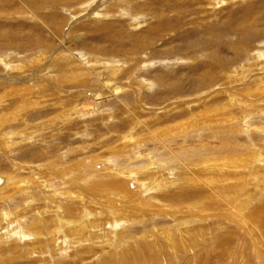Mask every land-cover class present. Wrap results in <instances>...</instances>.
Instances as JSON below:
<instances>
[{
    "label": "rangeland",
    "instance_id": "rangeland-1",
    "mask_svg": "<svg viewBox=\"0 0 264 264\" xmlns=\"http://www.w3.org/2000/svg\"><path fill=\"white\" fill-rule=\"evenodd\" d=\"M88 1L89 5L81 0H25L37 12V20H30L22 13L23 3L0 0V34L8 33L0 40V55L12 51L15 59L10 64L30 71L28 57L44 50L47 57L52 55V68H37L31 77L42 75L46 80L50 72L54 82L66 76L61 85L52 82L25 102L19 114L10 111L14 101L8 102L10 110H0L8 114L0 122V264H264V173L256 177L246 169L216 167L227 172L213 171L211 178L202 175L213 182L208 187L204 179L195 186L192 173L188 175V165L203 163L206 156L214 161L225 158L229 149L238 157L247 153V147L264 151V133L246 132L254 126L264 128V102L253 101H264V93L247 97L259 79L264 81V64L250 61L251 55H264V0L220 4L218 0H130L129 7L125 0H106L104 6L105 0ZM101 5H113L108 12L114 15L128 7L131 16L142 14L144 19L134 28L127 15L94 14ZM9 42L14 47H7ZM81 53L93 63L114 57L128 62L127 74L114 76L106 71L101 80L83 83L85 77L70 75L66 62L69 55L79 59ZM199 61L209 64L208 71L213 73L214 81L207 88L198 83L197 75L203 72ZM243 69L250 70L244 83L226 75ZM28 71L8 76L7 67L0 63V79L8 76L16 85ZM146 84L152 88H145ZM230 97L234 114L227 112L240 122L231 123L230 117L227 120L220 113L204 117L207 110L220 111L229 105ZM16 99L19 104L23 101ZM247 99L252 100L254 116L244 122ZM83 111L90 115H77ZM178 123L185 125L178 128ZM174 125L177 130L172 129ZM174 130L179 135L173 136ZM12 131L23 133L27 141L12 146L5 135ZM130 133L136 142L125 148L122 138ZM151 157L159 168L163 166L166 179L157 175L154 183L141 173H135L134 180L127 178L131 170L151 162ZM224 174L227 180L221 177ZM8 178H13L10 183ZM67 180L71 184L65 187ZM14 185H23L26 195ZM69 188L82 193V199L62 197ZM46 207L52 211L48 213ZM89 209L97 215L94 220H100L101 232L87 231L88 241L83 243L70 240L71 234L62 228L53 241L41 237L43 242L34 249L37 237L27 230H36L35 223L46 234L56 223L61 225L59 220L84 217ZM1 210L9 211L10 220L14 218L9 235ZM186 220L191 222L182 223Z\"/></svg>",
    "mask_w": 264,
    "mask_h": 264
},
{
    "label": "bare ground",
    "instance_id": "bare-ground-1",
    "mask_svg": "<svg viewBox=\"0 0 264 264\" xmlns=\"http://www.w3.org/2000/svg\"><path fill=\"white\" fill-rule=\"evenodd\" d=\"M18 2H19V4H22L24 1L23 0H17ZM55 1V0H54ZM76 1H80V0H76ZM81 1H83L82 3L83 4H86V3H88L89 1L88 0H81ZM115 1V0H114ZM214 1H217V0H214ZM223 1L224 0H218L217 2L220 4V3H223ZM118 2V1H117ZM132 2V1H131ZM27 3V2H26ZM24 4L23 3V6H24V11L22 12V13H26L27 14V19H30V20H37V17L35 16L36 15V13L37 12H35V9H34V7L32 6V4H31V6H29V4L27 3V4ZM107 2H106V0L104 1V3H103V6L106 4ZM110 3V2H109ZM121 3V2H120ZM124 3L126 4V6H131L130 4V0L128 1V0H125L124 1ZM34 5H35V3H33ZM115 4V3H114ZM118 4V3H117ZM36 5H37V3H36ZM87 5V4H86ZM88 5H89V3H88ZM19 6V5H18ZM102 5H101V10L100 11H98V10H96V11H94V14H99V13H103V12H106L105 13V16H107V17H111V18H114V17H120V16H124V15H127V17H129L130 18V20H132V25L134 26V28H138V26H140L141 24H140V22L144 19V15L142 16V14H138L137 16H134V15H132L131 16V11H129L127 8H125V6H124V8L125 9H121V11H122V14H120V15H114V13L112 14V13H110V12H108V10L113 6V5H106L105 7H103ZM117 6V5H116ZM115 6V7H116ZM118 6H119V4H118ZM114 7V6H113ZM42 8V7H41ZM89 8H90V6H89ZM118 9V8H117ZM117 9H115V10H117ZM119 10V9H118ZM85 12L86 10H85V8L84 9H82L81 8V12ZM130 13H129V12ZM112 12V11H111ZM31 14H33V15H31ZM116 14V13H115ZM103 15V14H102ZM104 16V15H103ZM97 17V16H96ZM105 18V17H104ZM120 18H123V17H120ZM153 28V27H152ZM28 29H29V31H31L32 32V28H31V26H28ZM104 29V28H103ZM149 32V31H148ZM160 32V31H159ZM8 35V33H4L3 32V34L1 35L0 34V40H1V38L2 37H6ZM7 39V38H6ZM31 39L32 40H34V38H32L31 37ZM38 44H41V43H38ZM10 46V42L8 43V45H7V47H9ZM6 47V48H7ZM10 47H14V46H10ZM13 49V48H12ZM199 50V51H198ZM202 49H197V50H195V51H198V52H200V53H202V51H201ZM205 50V49H204ZM235 50V49H234ZM12 52V51H11ZM9 53V54H7L6 56H1L0 55V63L1 64H3V65H5V67H7V73H8V76H10L11 74H12V72L13 71H18V72H20V73H22V72H24V73H26L27 71H28V67H27V70H24V68H23V66H17L16 64H15V62H13V63H11L10 64V62H12L11 61V59H15V56L14 57H12L13 55V53ZM47 53L46 52H44V50H43V52H37L34 56H30V57H28V59H30L29 60V62H28V60L26 61V63H27V65L29 64V63H31L32 64V67L31 68H29V70L30 71H28V74L26 75V77H24V79L21 81V83H20V85H16V83H15V81L14 82H12V78H10V79H8L7 77L8 76H6V77H4V78H2V79H0V81H2V84H0V85H2L1 86V88L3 89V93L1 94V96H0V110H3L4 108H9V107H11L12 105L10 104L9 105V101L11 102V101H14L15 103L13 104V106H14V109H11V108H9V110L10 111H13V112H16V113H18L19 111H22V108H24L25 106L23 105L25 102H30V100L29 99H31V101H32V98H34L35 96L36 97H38L37 95H39V94H41V92H42V90H44L46 87H47V85H52L51 83L53 82V81H51V78H50V74H47V73H50V72H46V75L48 76V78H46V80L45 79H43L42 78V75H39L38 77L36 76V77H34V76H32L31 77V75H30V73H33L34 71H35V69H51L52 68V64H53V61L51 60V62H50V59H52V55H49V57H47V55H46ZM93 57V56H92ZM91 57V58H92ZM264 55L262 54V52H258L256 55H251V57H250V61L251 62H254V63H256V65H261V64H264ZM48 58V59H47ZM73 58H76V56H74V57H71L70 58V55H69V58H66V62L68 63V67L69 68H71V71H72V73L70 74V75H77V76H79V75H83V77H85V81H83V83H86L87 81H89V80H91V82L93 81H96V80H101V75L102 74H104L106 71H111L113 74H114V76H118V75H120V74H127V72H126V67L128 68L129 67V63L128 62H126V64L124 63V62H121V60H117V59H115V57L112 59V58H108L106 61L104 60L103 62H100V63H93L90 59H88V57L86 56L85 57V55L84 54H82L81 53V55H80V57H78L79 59H73ZM252 60H254V61H252ZM55 61V60H54ZM98 61V60H97ZM50 62V63H49ZM178 62V61H177ZM181 62V61H180ZM200 63V65L202 66L201 67V70H203V72L202 73H200L199 75H197L198 76V79H199V81H198V83H199V86L200 87H202V88H207V87H209V86H211L212 85V83H213V81H214V78H212V75H213V73H211V71H208V70H210V68H209V64H206L205 62H203V61H199ZM89 63V64H88ZM97 65V66H96ZM125 65H126V67H125ZM150 65V64H149ZM172 65V64H171ZM176 65V64H175ZM226 65V64H225ZM146 66V65H145ZM163 66V65H162ZM216 66V65H215ZM148 67V66H147ZM165 67H167V66H165ZM263 67H264V65H263ZM205 70V71H204ZM139 71V70H138ZM227 71V70H226ZM233 73H235V74H233ZM248 73H250V70H247V69H243L242 71H240V72H230V73H227L226 75H227V77L228 78H230V77H232V75H233V77H234V79L238 82V81H242V83H244V81L245 80H247V79H245V78H247V75H248ZM35 74H38V72H36ZM225 75V74H224ZM103 76V75H102ZM64 78L66 79V76H64ZM64 78H62V79H58V81H54L53 83H56V84H59V85H61L62 83H63V81H64ZM102 79H103V77H102ZM260 81H258V83L259 84H257V86H255V88L254 89H249V91H248V93H247V97L248 96H251V95H253V93H264V81H263V79H259ZM229 81H231L230 79H229ZM13 83H15V85H11V84H13ZM50 83V84H49ZM21 86V87H20ZM124 86V88L125 87H127L128 85H123ZM112 87H114V86H112ZM116 87V86H115ZM114 87V88H115ZM144 87L145 88H148V87H151V85L150 84H146V85H144ZM238 87V86H237ZM246 87V86H245ZM114 88H112V89H114ZM152 88V87H151ZM106 90H107V87L105 88ZM116 89V88H115ZM111 90V87H108V90L107 91H110ZM203 90V89H202ZM208 89H206V91H207ZM101 91H103V88L102 89H100V90H98L97 91V93H96V95H95V97H93V100H95L96 98H97V96H98V93H100ZM22 92H25V94L24 95H27V96H23V93ZM201 92H205V91H201ZM85 95V94H84ZM243 96H244V94H243ZM255 96H256V94H255ZM83 97V96H82ZM209 97V96H208ZM207 97V98H208ZM236 97V96H235ZM252 97V96H251ZM11 98V99H10ZM16 98H21V99H23V101H21V103L19 104V99H16ZM231 98V97H230ZM262 99V98H261ZM247 100H250V99H247ZM237 100H235V102H236ZM252 100H250L249 101V104H247L246 103V101H245V107H246V111H247V113H245V115L247 114V116L242 120V121H244V122H246L247 121V119L250 117H252V116H254L253 115V112H252V114H251V111H252V109L250 108V102H251ZM254 101V103H257V102H260V103H262V102H264V101H257V100H253ZM34 102V101H33ZM230 106L229 105H225V106H223V108L220 110V111H218V109L217 110H211V111H209V110H207V112H206V114L204 115V117H209V118H211L213 115H216V114H218V113H220L223 117L224 116H226V119L228 120V117H230V119L228 120L229 122H230V120H231V123L233 122V123H238V122H240V120L239 119H237L236 120V118L235 117H232L231 118V116L228 114V112L229 113H231V114H234V113H232V110H231V108L233 107V103H234V99H230ZM27 104V103H26ZM190 104V103H189ZM252 104V103H251ZM17 105H19V106H17ZM15 106H17V107H15ZM239 106H240V104H239ZM253 106H254V108L256 107V108H259V105H256V104H253ZM258 106V107H257ZM235 107V106H234ZM244 107V108H245ZM252 107V106H251ZM241 110V109H240ZM255 110H258V109H255ZM259 110H262V109H259ZM228 111V112H227ZM1 112V111H0ZM245 112V111H244ZM255 112V111H254ZM260 112H262V111H260ZM263 113H264V110H263ZM14 114V113H13ZM19 114V113H18ZM8 114H7V112L6 113H1L0 114V122H1V118L2 117H6ZM77 115L79 116V115H81V116H87V115H90V113H87L86 114V111H83V112H81V113H77ZM258 115V114H257ZM14 116V115H13ZM89 118V117H88ZM198 118V117H197ZM69 120H72V117L71 116H69ZM195 120V119H194ZM204 120V119H203ZM2 122H3V120H2ZM1 122V123H2ZM23 122H25V123H28V120L27 119H24L23 120ZM195 122V121H194ZM0 123V124H1ZM177 126H178V128L179 127H183L185 124L184 123H178V124H176ZM176 125H174L173 127H172V129H175V130H177L178 128H174ZM193 125H195V123L193 124ZM192 125V126H193ZM255 125V124H254ZM188 126V125H187ZM191 126V125H190ZM198 126V125H197ZM202 126V125H201ZM238 126H240L239 124H238ZM247 126H248V124H247ZM263 126V125H262ZM186 127V126H185ZM204 127V126H203ZM255 127V126H254ZM253 127V128H254ZM241 128H242V126H241ZM253 128H250L249 130L247 129V131L246 132H249V134L250 133H253V132H255V131H262L263 133H264V128H254V130H253ZM181 130H182V128H180ZM204 129V128H203ZM202 129V130H203ZM172 131L173 132V136H175V135H179V134H177L176 133V131ZM187 130V129H186ZM242 130H244V128H242ZM188 131V130H187ZM197 131H199V130H197ZM170 132H171V129H168L167 130V135L168 134H170ZM184 132V131H183ZM245 132V131H244ZM191 133V132H190ZM193 133V132H192ZM197 133V132H196ZM260 133V132H259ZM6 135V137H8L7 138V140H10V141H13V144H12V146H15V145H17V144H21V143H23V142H26L27 141V139L25 138L24 139V135H23V133H21V132H9L8 134H5ZM171 135V134H170ZM182 135H184V134H182ZM23 138L24 140H21V141H17V140H14L15 138ZM186 137V136H185ZM131 138H133V136H132V133H130L129 135H124L123 136V138H122V140H123V142H124V146H125V148H128L129 147V145L131 144V141H133L134 140V143L136 142L135 141V138H133V139H131ZM168 138V137H167ZM138 140V139H137ZM168 140V139H167ZM17 141V142H16ZM138 141H141V140H138ZM12 143V142H11ZM126 144H128V145H126ZM7 145H10L11 146V144L9 143V144H7ZM231 145H232V143H231ZM135 146V145H134ZM136 147V146H135ZM130 149V148H129ZM182 149H184V148H182ZM181 149V150H182ZM227 149H229V148H227ZM11 150V149H10ZM135 150V149H134ZM137 151V150H136ZM140 151V150H139ZM246 151H247V153H245V154H243L242 156H236L234 153H236V151H232V150H228V155H226L225 156V158H223V159H219L218 157V159L219 160H214L213 161V159L212 160H210L209 158H207V156H206V158H205V160L203 159V160H201V161H203V163H199V164H195V163H193V162H191L192 164H189L188 165V167H191V170L188 172V175H191V173H192V179H193V184L196 186L197 184H198V182L199 181H202L203 179H204V177L202 176V175H204L205 176V174H206V176H212L214 173H211V172H213V171H218L219 173H217V174H222V172L224 171V172H227L226 170H224L223 169V171H222V169L221 170H218L216 167H227V170L228 169H234V171H239V170H241V169H246L249 173H251V174H253L254 176H256V175H259V174H261L262 172L264 173V151H262V150H260V149H256V147H255V150H254V148H252V147H247L246 148ZM135 152V151H134ZM138 152V151H137ZM136 152V153H137ZM172 153V152H171ZM123 154V153H122ZM132 154H135V153H132ZM176 154V153H175ZM178 154V153H177ZM194 155H195V152H194ZM200 155V154H199ZM127 156V155H126ZM135 156V155H134ZM196 156V155H195ZM201 156V155H200ZM132 157V156H131ZM130 157V158H131ZM197 157V156H196ZM204 157V156H203ZM202 157V158H203ZM209 157V156H208ZM66 158V157H65ZM121 158V157H120ZM143 158V157H142ZM176 158V155H174V157H173V159H175ZM200 158V157H199ZM211 158V157H210ZM118 159V158H117ZM148 159H150L151 160V162H148V164L146 165V166H142V167H140V168H137L138 170H131L130 171V173L127 175V178L129 179H132V180H134V178L135 177H133V175H136L135 173H137V174H142L143 176H145L146 178H148V177H152V181L151 182H154V181H156L155 179H156V177H157V175H160V176H158V177H160V179H163L164 180V178H165V175H164V172H163V170H162V168H163V166L161 167V168H159L160 166L156 163V161L153 159V157H151V158H148ZM169 159V158H168ZM197 159V158H196ZM106 160V159H105ZM115 160V159H114ZM136 160V159H135ZM140 160V159H139ZM143 160V159H142ZM149 160V161H150ZM194 160V159H193ZM104 161V160H103ZM159 161V160H158ZM174 161V160H173ZM186 161V160H185ZM168 162H170L171 163V161H168ZM85 163V162H84ZM115 163V162H114ZM145 163V162H144ZM171 164H173V163H171ZM119 165V164H118ZM176 165H177V163H176ZM184 166V165H183ZM116 167H117V165H116ZM112 169H115V168H113V167H111ZM133 168V167H132ZM176 168H179V167H176ZM122 169V168H121ZM124 169V168H123ZM164 169V168H163ZM120 170V169H119ZM169 170V169H168ZM74 171V170H73ZM115 171V170H114ZM222 171V172H221ZM117 172V171H116ZM119 172H121V171H119ZM122 172H124V171H122ZM178 172V171H177ZM115 173V172H114ZM118 173V172H117ZM171 173V172H170ZM231 173V172H230ZM233 173V172H232ZM237 173V172H236ZM120 174V173H119ZM126 174V173H125ZM124 173H123V175L124 176H126ZM178 174V173H177ZM116 175H118V174H116ZM122 175V176H123ZM225 175V176H224ZM224 175H222L221 177L222 178H226V174H224ZM121 176V177H122ZM183 176V175H182ZM205 176V177H206ZM67 177V176H66ZM112 177V176H111ZM115 177V176H114ZM190 177V176H189ZM216 177V176H215ZM257 177V176H256ZM90 178V177H89ZM120 178V177H119ZM166 178H167V176H166ZM165 178V179H166ZM169 178V177H168ZM211 178V177H210ZM209 178V179H210ZM218 178V177H217ZM2 179V178H1ZM11 179H13V178H11ZM10 178H8V179H5L6 180V183H10L12 180H11ZM159 179V178H158ZM186 179V178H185ZM209 179H207L206 178V180L204 179V181H202V183H203V185H207L208 184V186H210V185H212L213 184V182H209L208 180ZM214 179V178H213ZM85 180V179H84ZM116 180V179H115ZM173 180V179H172ZM226 180H227V178H226ZM46 181V180H45ZM80 181V180H79ZM118 181V180H117ZM120 181V180H119ZM118 181V182H119ZM169 181H171V180H169ZM5 182V181H4ZM3 182V183H4ZM21 182H23V181H21ZM28 182V181H27ZM27 182H24V183H22V184H24L25 186H26V184H27ZM30 182V181H29ZM33 182V181H32ZM41 182V181H40ZM52 182V181H51ZM50 182V183H51ZM84 182V181H83ZM87 182V181H86ZM145 182V181H144ZM166 182V181H165ZM179 182H181V181H179ZM187 182V181H186ZM188 182H190V181H188ZM15 183H17V182H15ZM31 183V182H30ZM43 183V182H42ZM55 183V182H54ZM66 185H65V187L66 186H69V184H71V181H69V180H67L66 181ZM155 183V182H154ZM169 183V182H168ZM167 183V184H168ZM19 184V183H18ZM63 184V183H62ZM61 184V185H62ZM116 184V183H115ZM114 184V185H115ZM121 184V183H120ZM144 184V183H143ZM142 184V185H143ZM5 185V184H4ZM19 185H21V184H19ZM44 185V184H43ZM85 185V184H84ZM141 185V186H142ZM155 185V184H154ZM153 185V186H154ZM164 185V184H163ZM169 185V184H168ZM15 186V188H16V185H14ZM37 186V185H36ZM45 186V185H44ZM52 186V185H51ZM58 186V185H57ZM74 186V185H73ZM144 186H146V185H144ZM156 187L158 186V184L156 183V185H155ZM188 186H191L190 185V183L188 184ZM194 186V187H195ZM208 186H206V187H208ZM2 187V186H1ZM4 187V186H3ZM22 187V188H21ZM31 187V186H30ZM49 187V186H48ZM61 187V186H60ZM152 187V186H151ZM187 187V186H186ZM59 188V187H58ZM57 188V189H58ZM74 188V187H73ZM79 188V186H77V189ZM81 188V187H80ZM154 188V187H153ZM1 189V188H0ZM18 189V190H17ZM39 189V188H38ZM37 189V190H38ZM71 189V190H70ZM158 189V188H157ZM40 190V189H39ZM45 191H46V189H44ZM43 190V191H44ZM54 190V189H53ZM56 190V189H55ZM62 190V189H61ZM16 191L17 192H22L24 195H26V192L24 191V187H23V185L22 186H17V188H16ZM50 191V190H49ZM63 191V190H62ZM83 192H84V189L82 190ZM110 191V190H109ZM113 193H114V189H112L111 190ZM148 191V190H147ZM29 192V191H28ZM30 193V192H29ZM28 193V194H29ZM44 193V192H43ZM52 194H53V192H51ZM61 193V192H60ZM63 193V194H62ZM61 193V196L62 197H67V198H71V199H73V198H75V199H78L79 201L82 199V193H78V190H76V191H74V190H72V188H69V190L67 189V192L65 193L64 191ZM38 194V193H37ZM55 194L56 195H58V197L59 198H61L59 195V193H57V192H55ZM120 194V193H119ZM21 195V194H20ZM30 195V194H29ZM35 195V194H34ZM39 195V194H38ZM43 195V194H42ZM87 195V194H86ZM129 195V194H128ZM188 195V194H187ZM186 195V196H187ZM36 196V195H35ZM39 196H41V193H40V195ZM55 196V195H54ZM5 197H8V196H5ZM30 197V196H29ZM28 197V198H29ZM42 197V196H41ZM46 197V196H45ZM3 198V197H2ZM40 198V197H39ZM38 198V199H39ZM48 198V197H47ZM84 198V197H83ZM5 199V198H4ZM25 199V198H24ZM37 199V198H36ZM46 199V198H45ZM64 199V198H63ZM11 200V199H10ZM15 200V199H14ZM41 200V199H40ZM54 200H55V198H54ZM3 201V200H2ZM32 201V200H31ZM48 201V200H47ZM47 201H45V202H47ZM52 201V200H51ZM64 201V200H63ZM68 201V200H67ZM72 201V200H71ZM11 202H13L12 200H11ZM36 202V201H35ZM40 202V201H39ZM49 202V201H48ZM47 202V203H48ZM53 202V201H52ZM55 202V201H54ZM69 202V201H68ZM74 202V201H73ZM77 202V201H76ZM94 202H96L95 200H94ZM4 203V202H3ZM86 203V202H85ZM84 203V204H85ZM87 203H88V201H87ZM8 204H9V202H8ZM28 204V203H27ZM31 204V203H30ZM58 204V203H57ZM80 204H82V203H80ZM96 204V203H95ZM2 206V205H1ZM25 206V205H24ZM30 206V205H29ZM32 206V205H31ZM52 206H53V204H52ZM84 206V205H83ZM5 207V206H4ZM9 207V206H8ZM8 207H7V209H8ZM75 207V206H74ZM28 208H31V207H28ZM65 208V207H64ZM85 208V207H84ZM103 208V207H102ZM20 209H22V208H20ZM38 209V208H37ZM46 209H47V207H46ZM17 210V209H16ZM29 210V209H28ZM31 210V209H30ZM39 210V209H38ZM103 210V209H102ZM101 210V211H102ZM1 211H3V210H1ZM21 210H19V212H20ZM32 211V210H31ZM30 211V212H31ZM37 211V210H36ZM50 211H52V209H47V212L49 213ZM56 211V210H55ZM63 211V208H61L60 209V211L58 212V213H61ZM65 211H67V209H65ZM9 212V211H8ZM7 211H3L2 212V219H3V222H5L3 225H5V224H8L9 225V227H7V228H5L6 229V233H8V235L10 234L9 232L10 231H12V230H10V228H12V222H11V220L12 219H14L13 217H12V219L10 220V217H9V214L10 213H8ZM25 212V211H24ZM54 212V211H53ZM68 212V211H67ZM84 212V211H83ZM87 214H85V216L83 217H79V218H77V217H75L74 216V218H72V219H65V220H63L62 219V217H61V215H59L60 217H61V219L62 220H59V219H57V220H59V222L61 223V225L59 226V227H57V223L55 224V220H54V224H55V227H54V229H49V231L48 232H46V234L44 235L43 234V230H41L40 229V224H39V222L38 223H35V225L32 227L33 229H36V230H33V231H29V230H27L29 233H34L35 234V236L37 237V242H35L34 244H35V248L34 249H36V246H39L42 242H43V239H41V237H49V240L50 241H53L56 237H58V234H59V230H61L62 228L63 229H66V233H67V235L68 234H71V236H70V240H75V241H78V242H87L88 241V236L86 235V233H87V231H91V233H92V235L94 234V232H95V234H97L98 232H101L100 230H99V225H98V223H100V220L97 222L96 220H94L95 219V216L97 217V215H95V214H92V210L90 211V209L89 210H87ZM96 212V211H95ZM97 212H98V210H97ZM14 213V212H13ZM12 213V214H13ZM16 213V212H15ZM29 213V212H28ZM35 213H39V212H35ZM69 213H70V211H69ZM18 214V213H17ZM71 214V213H70ZM124 214V213H123ZM173 214H175V213H173ZM15 215V214H14ZM38 215V214H37ZM40 215V214H39ZM43 215V214H42ZM64 215V214H63ZM176 215V214H175ZM22 216H23V214H22ZM100 216V215H99ZM98 216V217H99ZM19 217V216H18ZM21 217V216H20ZM26 217V216H25ZM28 217V216H27ZM26 217V218H27ZM34 217H35V215H34ZM34 217H33V219H34ZM64 217H66V215H64ZM119 217V216H118ZM15 218H17V217H15ZM67 218V217H66ZM105 218V217H104ZM122 218V217H121ZM100 219V218H99ZM120 219V218H119ZM134 219V218H133ZM53 220V219H52ZM98 220V219H97ZM102 220V219H101ZM108 220H109V218H108ZM115 220V219H114ZM123 220V219H122ZM17 221V220H16ZM124 221V220H123ZM134 221V220H133ZM2 222V223H3ZM20 222V221H19ZM49 222V221H48ZM132 222V221H131ZM187 222H191V221H188V220H186V221H183L182 223H187ZM107 223V222H106ZM114 223H116V222H114ZM124 223V222H123ZM22 224H25V219H24V223H22ZM32 224V223H31ZM30 223H29V225H31ZM50 224V223H49ZM59 224V223H58ZM110 224V223H109ZM120 224V223H119ZM136 224V223H135ZM179 224V223H178ZM0 225H2V224H0ZM14 225V224H13ZM123 225V224H122ZM126 225V224H125ZM107 226V225H106ZM130 227H131V225H129ZM19 227V226H18ZM26 227V226H25ZM61 227V228H60ZM1 228V227H0ZM52 228V227H51ZM104 228V227H103ZM102 228V229H103ZM123 229V228H122ZM180 229V228H179ZM19 230H20V228H19ZM95 230V231H94ZM130 230V229H129ZM132 230V229H131ZM116 231V230H115ZM28 232H26L25 230L23 231V233L26 235V233H28ZM61 232V231H60ZM128 232V231H127ZM109 233V232H108ZM62 234V233H61ZM60 234V235H61ZM90 234V233H89ZM31 235V234H30ZM69 236V235H68ZM125 236H127V235H125ZM6 238V237H5ZM10 238V237H9ZM61 238V237H60ZM3 239H4V237H3ZM3 239H1V240H3ZM8 239V238H7ZM11 239V238H10ZM64 239V238H63ZM25 240V239H24ZM38 240H40L39 242H38ZM69 240V239H68ZM89 240H91V239H89ZM33 241V240H32ZM93 243V242H92ZM32 244H33V242H32ZM56 244V243H55ZM69 244V243H68ZM106 246V245H105ZM41 247V246H40ZM61 247V246H60ZM67 247V246H66ZM72 247H73V245H72ZM44 248V247H43ZM53 248V247H52ZM22 250V249H21ZM65 250V249H64ZM46 251V250H45ZM31 253V252H30ZM33 253H35V252H33ZM66 253V252H65ZM54 255V254H53ZM81 262V261H80Z\"/></svg>",
    "mask_w": 264,
    "mask_h": 264
}]
</instances>
